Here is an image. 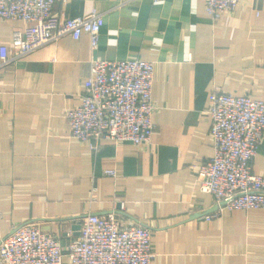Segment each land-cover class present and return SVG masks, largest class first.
<instances>
[{
	"label": "crops",
	"instance_id": "0c3cea01",
	"mask_svg": "<svg viewBox=\"0 0 264 264\" xmlns=\"http://www.w3.org/2000/svg\"><path fill=\"white\" fill-rule=\"evenodd\" d=\"M65 17L105 15L97 47L65 35L20 58H0V239L34 222L67 251L89 212L117 211L152 229V264H264V208H218L196 180L214 154L213 87L264 100V0H240L218 20L204 0H58ZM19 20L0 18V46ZM155 62L150 143L70 134L94 59ZM114 169L115 175L105 172ZM264 174V137L252 161ZM125 207L120 208L121 202ZM63 264H71L67 256Z\"/></svg>",
	"mask_w": 264,
	"mask_h": 264
},
{
	"label": "built area",
	"instance_id": "2783aa9c",
	"mask_svg": "<svg viewBox=\"0 0 264 264\" xmlns=\"http://www.w3.org/2000/svg\"><path fill=\"white\" fill-rule=\"evenodd\" d=\"M58 0H0V18L19 20L11 45L0 46L1 62L20 58L65 35L90 36L97 47L105 15L97 8L73 17L55 11ZM207 13L218 20L237 8L240 0H204ZM155 62L140 57L96 58L85 81L81 102L66 111L70 134L97 148L101 139L151 141L154 121ZM214 154L200 161L196 180L212 193L218 208H264V174L252 169L264 137V100L213 87L207 107ZM106 173L115 175L114 169ZM120 208L125 207L122 201ZM152 229L140 222L124 224L117 211L89 212L79 236L67 251L51 232L34 222L15 225L0 239V264H152Z\"/></svg>",
	"mask_w": 264,
	"mask_h": 264
}]
</instances>
